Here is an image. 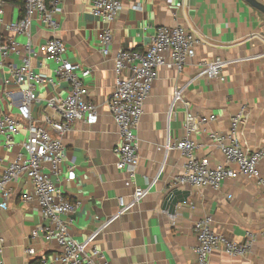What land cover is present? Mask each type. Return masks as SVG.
<instances>
[{
	"label": "crops",
	"instance_id": "1",
	"mask_svg": "<svg viewBox=\"0 0 264 264\" xmlns=\"http://www.w3.org/2000/svg\"><path fill=\"white\" fill-rule=\"evenodd\" d=\"M52 2L59 8L58 29L48 28L36 14L30 35H26L8 28L24 16V0L3 1L0 42L14 39L21 49L7 55L0 52V101L17 115L24 86L17 85L12 68L22 63L24 46L29 42L37 49L48 39L61 37L67 47L65 57L92 70L86 83L89 99L97 104L99 114L76 120L63 136L67 151L64 170L74 165L77 176L68 181L62 175L57 182L67 199L80 203L72 215V236L83 241L110 221L95 241L103 251V264H197L194 225L211 216L213 228L235 241H243L247 230L257 234L246 254L230 255L216 249L211 264H264V188L258 180L227 178L220 189L174 186V178L185 171L186 160L179 149L167 147L168 140L176 142L189 136L197 144L196 155L216 166L224 162V155L212 135L226 134L232 116L242 112L238 138L250 151L263 152L259 169L264 178V13L245 0H123V9L112 24L111 53L104 55L99 42L104 23L92 14V0H53L48 4ZM176 25L192 31L200 43L182 72L166 66L158 70L136 130V176L127 185L128 174L117 167L115 148L120 133L108 104L115 86V54L125 48L144 50L158 27ZM217 58L226 62L221 76H200V64ZM31 64L47 78L55 76L57 62L46 54L33 56ZM177 90L182 91L181 99L172 107ZM68 91L65 81L39 86L38 100L31 110L35 122L44 124L48 99L66 96ZM27 136L23 122L13 145H0V177L23 151ZM9 187L8 207H0V239L4 240L0 241V257L7 264H31L41 258L47 264H61L53 242L41 232L37 237L31 235L44 222L35 201L21 200L23 192L33 190L31 180H13ZM138 187L149 188L148 194L119 214L120 197L131 201ZM174 189L191 194L171 214L164 203ZM28 247L35 249V255L27 254Z\"/></svg>",
	"mask_w": 264,
	"mask_h": 264
},
{
	"label": "built area",
	"instance_id": "2",
	"mask_svg": "<svg viewBox=\"0 0 264 264\" xmlns=\"http://www.w3.org/2000/svg\"><path fill=\"white\" fill-rule=\"evenodd\" d=\"M3 1L0 0V14L3 12ZM92 14L103 21L104 26L99 35L100 51L104 55L111 53L113 43V26L118 14L123 9V0H92ZM25 14L11 22L8 28L18 33L30 35L32 21L37 14L50 29L59 27L56 13L59 8L48 0H24ZM200 38L183 25L160 26L151 36V42L144 50L125 48L115 54V86L108 98L110 111L119 128L120 142L115 148L118 157V169L129 176L127 185L132 184L136 176L139 162V145L136 130L144 112V104L150 96L161 67L184 70L187 62L196 55ZM26 54L20 65L12 68L15 81L21 89L23 99L18 105V113L14 115L7 111L0 101V145L11 147L14 137L20 131V124H27L28 136L23 141V151L19 152L4 169L0 177V207H8L11 197L9 183L27 177L33 184L31 192H23L22 201H35L41 211L44 222L33 229L31 235L43 237L53 242L58 250L57 259L61 264H103V251L95 244L96 239L107 225L99 227L85 240L78 241L71 234L72 215L77 211L79 202L67 199L58 187L60 176L68 181L76 179L74 165L64 170L67 156L63 136L76 120H88L98 116V106L89 99L86 78L92 73L88 67L70 61L65 57L66 43L58 36L48 39L35 49L29 42L25 44ZM20 45L14 39L6 43L0 42V52L7 55L20 52ZM44 53L57 62L55 76L45 77L34 71L31 58ZM226 64L220 58L205 61L200 64V76L216 78L221 76ZM65 81L69 84L66 96H56L47 100V114L44 124L35 122L32 116V105L38 100L37 89L43 84L59 85ZM181 90L174 93L172 107L181 99ZM191 116H188L190 119ZM215 116H212L214 119ZM201 121L207 122L208 118ZM242 112L232 116L230 127L226 134L216 133L213 137L219 142L224 155V162L211 166L208 160L196 155V142L186 136L176 142L168 140V149H179L185 157V171L174 178V186H210L220 189L224 180L247 176L258 180L264 188V178L259 169L263 157L262 151H250L238 138ZM50 129L56 133L54 135ZM57 176L54 180L52 176ZM149 192V188L138 187L131 201L126 202L120 197V213L132 209ZM194 231L198 244L195 247L197 264H211L212 253L222 249L230 255H244L251 250L257 234L247 230L245 239L241 242L217 232L213 228L211 216L202 217L196 221ZM1 242L4 240L1 238ZM3 248L0 246V254ZM27 254L35 255V249L28 247ZM0 264H7L0 257ZM31 264H47L41 258ZM107 264V263H106Z\"/></svg>",
	"mask_w": 264,
	"mask_h": 264
},
{
	"label": "water",
	"instance_id": "3",
	"mask_svg": "<svg viewBox=\"0 0 264 264\" xmlns=\"http://www.w3.org/2000/svg\"><path fill=\"white\" fill-rule=\"evenodd\" d=\"M253 7L264 13V3L260 0H245ZM191 192L189 190L174 189L167 196L164 208H167L171 214H175L176 209L180 203H186Z\"/></svg>",
	"mask_w": 264,
	"mask_h": 264
},
{
	"label": "trees",
	"instance_id": "4",
	"mask_svg": "<svg viewBox=\"0 0 264 264\" xmlns=\"http://www.w3.org/2000/svg\"><path fill=\"white\" fill-rule=\"evenodd\" d=\"M51 1H53V0H48V2H51Z\"/></svg>",
	"mask_w": 264,
	"mask_h": 264
}]
</instances>
